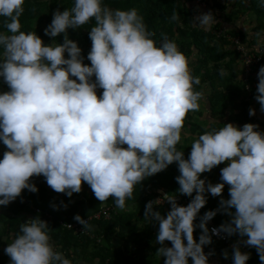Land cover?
Returning <instances> with one entry per match:
<instances>
[{
    "label": "clouds",
    "instance_id": "clouds-1",
    "mask_svg": "<svg viewBox=\"0 0 264 264\" xmlns=\"http://www.w3.org/2000/svg\"><path fill=\"white\" fill-rule=\"evenodd\" d=\"M24 5L25 0H0V24L6 29L0 32V78L9 88L0 93V142L7 149L0 159V206L25 189L37 192L31 178L43 176L53 191L68 197L87 183L101 203L112 198L125 211L137 185L176 163L177 192L193 197L191 202L180 205L177 195L166 193L148 201L143 216L158 224L156 255L163 264H189L190 259L191 264H209L213 253H206L205 246L221 233L246 238L232 246L233 264L250 259L241 243L254 247L264 264V131L253 123L241 128L229 122L200 134L185 158L177 145L188 114L200 110L205 93L197 90L201 79L175 41L162 34L158 45L135 8L74 0L72 7L57 9L44 29L50 37L63 34V43L46 45L36 31L21 30ZM170 19L178 21V13ZM92 21L88 65L68 30ZM215 23L212 12L192 19L204 30ZM220 74L226 75L223 68ZM257 75L255 99L264 112V66ZM224 162L222 182L201 178ZM225 185L230 198H221L219 207L197 224L206 193L222 197ZM162 201L171 205L167 215L155 208ZM221 211L231 220L209 229L208 221ZM74 219L84 231L92 230L88 219L79 214ZM197 228L202 230L199 240ZM50 231L39 216L23 223L4 249L10 264H73L56 249Z\"/></svg>",
    "mask_w": 264,
    "mask_h": 264
},
{
    "label": "trees",
    "instance_id": "trees-1",
    "mask_svg": "<svg viewBox=\"0 0 264 264\" xmlns=\"http://www.w3.org/2000/svg\"><path fill=\"white\" fill-rule=\"evenodd\" d=\"M102 2L113 9H137L139 14L143 16L148 30L155 34L153 38L158 45L163 36L177 43L179 49L191 59L193 75L199 76L201 79V84L196 88L206 94V100L214 119H223L228 116L229 120L240 124L247 119L251 107L250 97L254 95L255 89H247L245 79L243 81L245 71L243 66H240L241 54L234 49V45L228 40V35L240 36L249 45L250 49L258 52L255 49V44L258 38L264 36V6H262L261 0H236L235 4L217 3L216 0H209L207 11L214 13L217 21L209 30L195 27L192 24V19L201 13L196 9L195 0H102ZM73 4L74 0H25V11L20 18L21 30L25 32L36 31L46 45L63 43V34L58 37H50L45 34L44 29L51 23L57 9L63 11L72 7ZM174 11L179 15L178 21L170 19ZM247 13L254 14L256 18L251 35L248 36L246 31L236 27H224V21L221 20L223 14L225 21L233 23ZM94 23L92 21L82 28L68 30L69 38L78 42L82 49L84 63L88 65L91 62L87 59V55L92 44L89 39V32ZM221 30L223 34L218 35ZM5 31L6 29L0 24V32ZM261 49L264 50V47ZM2 51L3 49L0 48V53ZM65 56L67 58V53H65ZM261 66H264V59L251 75H256ZM221 68L225 70L226 75L222 76L220 74ZM253 79L252 76L249 77V81L252 82ZM5 91H9V88L0 78V93ZM191 118L190 112L186 118L184 128H187V130L189 128L192 136L185 137L182 132L181 142L177 145L178 150L184 151L185 158H188L191 152V143L194 139L205 131L213 128L219 129L220 124L214 123L207 127L200 123H194L189 120ZM224 124L221 123L222 127ZM2 147H4L3 151L1 150ZM124 147H127V145H124ZM6 150V147L0 142V159L3 158V153ZM226 164L227 162H224L211 172L203 173L201 178L206 177L207 182H209L220 173ZM179 174L177 164L173 163L166 170L147 178L141 185L136 186L133 194L134 198L126 201L128 206L135 205L134 209L131 208L125 211L117 209L110 219L93 218L90 221L92 230L88 233H77L73 229L64 228L59 220L77 222L74 219L77 214L83 218L93 216L103 206H115L112 198L105 201L106 204L103 205L104 203L95 198L87 183L84 184L87 187L86 190L82 189L80 193H74L71 197L64 193L57 194L55 191L51 193L50 189L46 188L48 184L43 181L44 177L34 176L31 178V182L38 187L37 192H30L25 189L15 201L7 206H0V264H10V257L4 252V249L15 238L20 226L30 218L39 216L44 219L47 214L50 215L47 222L51 229L52 241L56 249L63 252L68 259L74 261L77 256L89 252L90 249L91 253L98 257L102 264L136 262V254H130L129 246L126 247L125 251L118 252L112 250L110 240L118 235L121 239L135 240L155 251L156 248L153 247L152 241L157 236L158 232L154 233V231L155 228H158V225L143 218L145 206L148 201L157 199L160 194L158 189L161 188H167L173 192L180 201L187 197L192 199L193 197L180 195L177 192L179 184L175 178ZM39 178L42 182L39 181ZM194 195L195 193H193ZM206 197L207 203L198 214L195 221L197 224L207 211L219 207L220 200L211 197L209 193H206ZM64 205H67V207ZM155 208L157 211H161L162 214L167 215L171 205L165 203L164 205H156ZM224 219L231 220L230 216L224 213L217 223H221ZM237 235H232L230 238L232 239ZM226 246L231 247L228 244ZM230 249L233 251L232 247ZM129 254L130 256L127 257ZM138 257H141V255H138ZM189 264H191V261ZM247 264H261L258 254L252 256Z\"/></svg>",
    "mask_w": 264,
    "mask_h": 264
},
{
    "label": "crops",
    "instance_id": "crops-1",
    "mask_svg": "<svg viewBox=\"0 0 264 264\" xmlns=\"http://www.w3.org/2000/svg\"><path fill=\"white\" fill-rule=\"evenodd\" d=\"M217 3H224V4H228V3H236V0H216ZM224 14L221 16V20L224 21V27L225 28H238L241 30H244L247 32L248 36L252 34V29L255 26V22H256V18L254 16V14L252 13H247L242 15L240 18L236 19L233 23L229 22V21H225L224 20ZM255 49L258 50V52H263L264 54V50L261 49L262 47H264V36L258 38L257 43L255 44ZM191 61V59H190ZM243 65V62L241 60L240 65ZM190 67H191V63H190ZM192 70V67H191ZM258 72L256 73V75L254 74L252 77H257L258 78ZM255 89V93L254 95L250 97L251 100V107L256 109V115L254 116H250L248 113V117H247V121L245 120L242 124L240 123H236V122H232L231 120H229V117L227 116L226 118H220V119H214L212 117L211 111H210V106L208 101L206 100V94H205V99L202 100L201 103V107L200 110L197 112H191L192 118L189 119L191 121H193L194 123H200L201 120L203 121V125L210 127L212 124L214 123H220L218 128H221L222 125L221 123H233L236 126L239 127H243V125L245 123H253L258 125V130L260 131H264V112L260 111V104L257 102V100L255 99V96L257 95V86L253 87ZM208 90V89H207ZM201 124V123H200ZM217 126V125H216ZM184 134L187 133V135H185V137H191L192 136V132L189 130H187V128H184V130L182 131ZM2 151L4 150V147H2L1 149ZM227 166V164H226ZM225 167V166H224ZM38 177V176H37ZM39 181L42 182V180L39 178ZM43 181H46L45 179ZM210 183L212 184H216V183H220L221 181V176L220 173H218L214 178H212L210 181ZM47 184V182H46ZM47 189H50V192L52 193L53 190L47 185L46 187ZM45 188V189H46ZM86 186L83 185V190H85ZM229 186L225 185L224 191L222 193V197L221 196H212L213 198H215L216 200H221V198L224 199H228L229 197ZM88 190V189H87ZM160 194L158 196V198H160L163 194H173V192H171L170 190H168L167 188H161L158 189ZM49 192V194H50ZM57 193V192H55ZM60 194V193H57ZM210 194V193H209ZM175 195V194H173ZM192 198V197H191ZM186 199H189L188 197ZM186 199L180 201V199H178V202L180 205H184L186 206L188 203L191 202H186ZM220 202V201H219ZM166 202H161L160 205H164ZM134 209L135 205L133 206L132 204L130 206H128V209ZM224 215V212H218L216 214L215 217H213V219H211L212 221H214L215 223H217L218 220H220V218ZM231 219V217H230ZM227 219H224L221 223H217L218 225H221L222 223L227 222ZM158 225V224H157ZM201 229L197 228L194 235L196 237L197 240H199V236L201 234ZM158 232V228H155L154 233ZM246 239V238H245ZM111 244L110 247L112 248V250H117L118 252H123L125 251L126 247L129 246L130 247V254L134 253L136 254V260L139 262H134L133 261H128L125 264H163V258L158 257L156 255V250L152 251L150 248H148L145 244H141L140 242H136L135 240H125V239H121L118 237V235H115L113 237V239L110 240ZM166 244L168 246H171L170 242H166ZM227 243L221 242L218 239L212 237V243L210 245H206L205 246V252H211L213 253L211 256H209V264H233V259H232V250L230 248H228L226 245H224ZM152 245L153 247H155L156 249L160 247V245L156 242V240L154 239V241H152ZM247 247V252L250 253V258L254 255L257 254V251L254 247ZM225 251L228 252V257L225 258L224 257V253ZM127 255V257L130 256ZM138 255L141 257H138ZM191 259L189 260L190 263ZM73 264H102L101 261L99 260L98 257H95V255L93 253H91L90 249L89 252H84L81 255L77 256L76 259H74Z\"/></svg>",
    "mask_w": 264,
    "mask_h": 264
},
{
    "label": "built area",
    "instance_id": "built-area-1",
    "mask_svg": "<svg viewBox=\"0 0 264 264\" xmlns=\"http://www.w3.org/2000/svg\"><path fill=\"white\" fill-rule=\"evenodd\" d=\"M208 1L209 0H196V9L201 11V12H208L207 11V6H208ZM223 31L221 30L220 32H218L219 34H223ZM228 40L231 42V44L234 45V49H236L242 57V62H243V68L245 71V74L243 75V79H245L246 83H247V89L250 90L251 88H253L254 86L258 85V78L257 77H253V81H249V77L253 76L251 75L254 71V69H256L261 62L264 59V54L263 52H256L253 51L252 49H250L249 45L247 43H245V41H243L241 39L240 36H233V35H228ZM103 89L98 88L97 89V94L98 95H102ZM151 191V190H150ZM149 191V192H150ZM158 199V197H157ZM186 202H190L189 199H186ZM117 211V208L115 206H103V208H101L97 213H95L93 216H88L85 217L84 219H88L89 223L93 218H99V217H103L105 219H110L112 218L114 212ZM48 218H50V215L47 214L43 220H48ZM59 223L61 225H63L64 228L67 229H73L75 230V232L77 233H88V231H84L83 226L81 224H79L78 222H65L64 220H59ZM220 225H218L217 223H215L214 221L210 220L208 221V227L209 229L213 228V227H219ZM211 234V233H210ZM214 238L218 239L219 241L225 242L227 243L229 246H233L234 244H236L238 241H242L244 238H241L239 235L235 236L234 238H230L229 236H227L224 233H221L220 236H213ZM241 249L244 252H247V247L241 243ZM233 248V247H232Z\"/></svg>",
    "mask_w": 264,
    "mask_h": 264
},
{
    "label": "rangeland",
    "instance_id": "rangeland-1",
    "mask_svg": "<svg viewBox=\"0 0 264 264\" xmlns=\"http://www.w3.org/2000/svg\"><path fill=\"white\" fill-rule=\"evenodd\" d=\"M196 1V0H195ZM241 67L243 66L242 64L240 65ZM244 69V68H243ZM243 81H244V79H243ZM201 124H203V121L201 120V122H200ZM45 179V178H44ZM43 179V180H44ZM87 188V187H86ZM86 188H85V190H86ZM106 204V202H104V204L103 205H105Z\"/></svg>",
    "mask_w": 264,
    "mask_h": 264
}]
</instances>
